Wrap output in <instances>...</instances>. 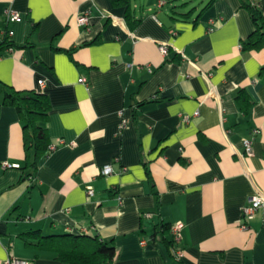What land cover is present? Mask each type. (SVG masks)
Instances as JSON below:
<instances>
[{
	"label": "crops",
	"instance_id": "crops-1",
	"mask_svg": "<svg viewBox=\"0 0 264 264\" xmlns=\"http://www.w3.org/2000/svg\"><path fill=\"white\" fill-rule=\"evenodd\" d=\"M208 1L129 0L131 28L112 0H0V42L9 30L15 44L0 53V81L46 93L50 140L65 141L25 179L23 122L0 104V264H68L24 237L37 230L112 239L113 264H264V205L241 227L264 193V47L242 50L254 30L244 4L264 13V0ZM177 221L180 263L154 237Z\"/></svg>",
	"mask_w": 264,
	"mask_h": 264
},
{
	"label": "trees",
	"instance_id": "trees-1",
	"mask_svg": "<svg viewBox=\"0 0 264 264\" xmlns=\"http://www.w3.org/2000/svg\"><path fill=\"white\" fill-rule=\"evenodd\" d=\"M214 1L209 0L203 10L211 6ZM112 2L116 5L127 4L125 19L128 25L134 28L139 19L132 16L129 0H112ZM244 5L250 12L254 30L246 39L242 40L241 47L243 51L259 50L264 47V13L256 4L246 2ZM10 36V31L6 30L0 42V53L15 46ZM260 76L264 77V65L260 70ZM0 92L2 95L0 104L15 107L23 122L26 159L20 167L23 169L25 179L32 178L36 174L41 158L46 155L52 143L47 126L51 108L50 99L42 91L19 90L1 81ZM236 99L242 112L248 114L253 102L248 91L246 89L239 90ZM144 165L147 167L146 163ZM147 173H149L148 169ZM156 229L154 237H161L167 242L175 259L171 249L172 241L166 239V234L170 231L171 226L159 223ZM24 237L34 238L36 242L33 245L36 248L55 252L58 260L68 264H113L116 257L115 244L112 239L102 240L97 236L75 234L43 235L39 230L27 232Z\"/></svg>",
	"mask_w": 264,
	"mask_h": 264
},
{
	"label": "built area",
	"instance_id": "built-area-1",
	"mask_svg": "<svg viewBox=\"0 0 264 264\" xmlns=\"http://www.w3.org/2000/svg\"><path fill=\"white\" fill-rule=\"evenodd\" d=\"M159 4H162V2L160 1ZM19 17H20V13L15 11V10L10 9L7 13V19L9 22H15L16 20L19 19ZM79 23L83 26L88 25L90 23V14L88 12H86L83 15H81L79 17ZM10 34H11V32H10ZM160 50L164 54H166L168 51V49L165 45H161ZM79 82L88 84L87 83L88 81L85 77H81L79 79ZM39 84H40V86H44V81L39 80ZM197 114H198V111H196L194 113V115H197ZM184 118L188 119L189 116H186ZM122 125H125V120H124ZM258 132H259V130L255 129V130H253L252 134L255 135ZM252 142H253V138H251V137L246 138L244 140L245 151L248 155L253 154ZM64 143H65V141L63 139H59L57 142L51 143L47 154L54 151L61 144H64ZM3 166L7 167V166H12V165L8 162H4ZM111 172H112V166L111 165H105L102 168L103 174H110ZM86 191H87L88 196L94 195V189L91 185L87 186ZM263 205H264V193L263 192H260V191L256 192L255 194H253L250 197L248 204L245 205V207L243 208V214H242L243 218H242V223H241L242 228L248 227V222L251 221L255 217L257 211ZM183 227H184V223L181 221H177L176 223L171 225V229H170L171 241H172V248L171 249H172L173 255L175 257V260L178 261L179 263H180V259L182 256V249L179 247V245H180L181 240H182ZM1 264H33V262L31 260H27V259H22V258H17V257H9L6 260H4Z\"/></svg>",
	"mask_w": 264,
	"mask_h": 264
}]
</instances>
